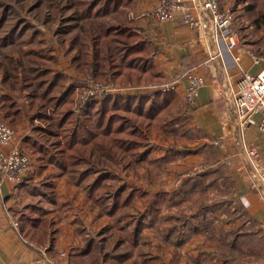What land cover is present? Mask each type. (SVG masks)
<instances>
[{"label":"crops","instance_id":"0c3cea01","mask_svg":"<svg viewBox=\"0 0 264 264\" xmlns=\"http://www.w3.org/2000/svg\"><path fill=\"white\" fill-rule=\"evenodd\" d=\"M156 2L119 0L122 12L117 18L131 25L136 34L131 45L141 44L134 53L149 56L143 68L92 73L88 65L92 50L85 49L89 53L85 64L72 55H57V72L64 78V87L70 88V97L74 87L80 86L89 74L122 83H142L170 79L193 68L204 79L191 105L183 97L184 75L174 91L145 95L155 101V108L165 113L147 137L150 162L135 173L122 172L120 177L129 188L144 191L145 196L137 199L136 206L148 214L137 241L123 243L127 245L122 251L124 256L115 262L107 257L99 264H264V190L243 149L253 146L261 157L264 141L254 126L237 125L229 96L242 71L264 70L263 59L254 62V56L264 55L254 51L255 42L250 40L228 49L214 33L209 16L203 11L199 13L191 2V21H184L178 14L171 20L158 22L151 15ZM234 2V14H239L246 0H221V5L234 7ZM13 97L16 99L17 95ZM25 103L24 100V108ZM21 109L24 124L29 111ZM45 125L46 121L42 127ZM30 131L26 138L31 144L38 137L32 133L33 126ZM53 139L55 136L51 134L39 141L53 150ZM29 141L24 146L23 140L24 149L32 157L23 180L17 185L0 182V264H95L99 260L98 247L105 250L111 247L113 219L100 213L57 163L52 160L41 164ZM197 164H204V168L191 173L190 169ZM155 166L166 171L158 179L150 175ZM209 172L216 175L213 184L221 192L217 200L210 197L186 214L175 216L160 210L162 204L172 199V190L187 180L192 184L202 180L199 176L204 178ZM246 177L262 192L263 199L245 184ZM192 184L189 187L195 185ZM229 186L231 191L226 194L225 187ZM157 195L163 202L158 212L150 211L151 201ZM172 227L179 231L177 238L165 235ZM104 228L99 235L98 231ZM90 234L97 236L84 251ZM103 235L108 238L98 245Z\"/></svg>","mask_w":264,"mask_h":264},{"label":"trees","instance_id":"16d2710c","mask_svg":"<svg viewBox=\"0 0 264 264\" xmlns=\"http://www.w3.org/2000/svg\"><path fill=\"white\" fill-rule=\"evenodd\" d=\"M72 3L77 9L78 16L75 18L84 20L86 25L82 41L88 39L91 42L88 46L92 50V60L88 65L92 73L106 69L118 73L128 67L139 70L146 65L149 56L134 53L141 44L131 45L136 36L131 25L123 24L117 18V14L122 12L118 7L119 0H72ZM6 6L3 4L2 8ZM235 6H232L233 12ZM263 8L264 0H246L241 14L246 10L252 11L253 15L251 12L248 15L257 26L261 19L264 20ZM2 19L3 16L0 22ZM16 27L14 24L0 37L1 43L12 44L16 41L21 46L23 43L30 45L34 39L20 40V43L18 38L15 41L12 39L11 34ZM78 38L77 35L72 36L71 43ZM19 50L21 54L16 61L8 55L14 59L11 60L14 65L1 71L0 82L10 91L28 89L25 99L19 95L20 99L26 101L28 123L35 118L46 121L41 129L33 127L32 133L37 135L38 141L30 144L26 136L24 146L26 140L29 141L32 153L41 164L52 160L57 163L58 168L84 190L100 213L113 219L115 232L110 236L111 247L105 250L99 246V260L94 261L93 257L90 262L99 264L107 257H111L110 262H115L124 256L122 251L127 248L124 242L137 241L148 214L136 206L137 199L145 196L144 191L129 188L122 183L120 174L127 171L135 173L150 162L147 137L158 127L165 111L155 108V101L143 95L109 96L88 101L77 112L72 106V97L68 96L70 88L64 87L61 73L51 71L52 65L49 63L53 55H47L45 59L32 47L26 51ZM44 60L48 62L45 64ZM89 75L95 78L93 74ZM0 112L1 121L12 129L22 125V109L13 95L0 93ZM51 134L55 136L51 143L53 150L46 147V142L43 144L39 141L49 138ZM162 202L163 199L157 195L151 201L150 211L158 212ZM105 230L98 231L99 235ZM165 235L167 238L172 235L177 238L180 234L178 229L172 227ZM95 236L97 234L89 235L84 251L89 249ZM107 238V235L100 237L98 245H102Z\"/></svg>","mask_w":264,"mask_h":264},{"label":"built area","instance_id":"2783aa9c","mask_svg":"<svg viewBox=\"0 0 264 264\" xmlns=\"http://www.w3.org/2000/svg\"><path fill=\"white\" fill-rule=\"evenodd\" d=\"M189 2L200 13L203 11L209 16L214 33L223 41L228 49L239 43L238 33L233 27V10L228 5H221V0H157L151 15L158 22H163L180 15L184 21H191ZM264 57L254 56V62ZM186 85L183 97L186 103L193 104L200 88L204 84L201 75L187 69L183 73ZM177 75L170 79L147 81L138 83H122L112 79L103 80L87 75L83 83L74 87V108L81 111L88 101L102 100L109 96L139 97L158 92L174 91L179 86L180 77ZM229 96L235 111V121L240 128L254 126L264 141V70L256 73L242 71L230 89ZM42 126V124H41ZM244 153L251 162L254 174L264 190V152L257 156L253 146H244ZM31 154L23 147V140L14 130L0 119V182L8 181L13 185L20 183L31 165ZM204 168L203 164L193 166L190 171L194 173ZM245 184L250 187L258 198L263 194L246 177Z\"/></svg>","mask_w":264,"mask_h":264},{"label":"rangeland","instance_id":"374dc122","mask_svg":"<svg viewBox=\"0 0 264 264\" xmlns=\"http://www.w3.org/2000/svg\"><path fill=\"white\" fill-rule=\"evenodd\" d=\"M3 4L9 7L6 6L3 9ZM228 6L232 8V5ZM2 10L4 11L3 13ZM76 11L77 9L73 5L72 0H0V19L3 16L0 22V37L15 24L17 27L11 34L14 41L17 40V38L19 39L18 42L20 40L31 41L34 39L30 45L23 43L22 46L17 44L16 41L12 44L9 42H4L5 44H2L0 41V78L2 74L1 71L4 68L9 69L14 65V62H11V60L14 61L15 59L16 61L19 59L21 54L19 49L26 51L29 47L38 51V54L45 57V59H47V55H53L55 60L52 58L49 63L52 65V72H57L58 53H61L63 56L67 55L68 57L72 55L80 64L87 63V61H89V53H87L85 49L91 50L88 46L91 45V42L88 39L82 41L84 27H86V25L84 20L75 18L78 16ZM249 12L253 15V12L248 10H246L244 14H241L242 11L240 10V16L233 12V26L238 33L239 43H245L248 40L254 41L255 48H257V50L254 51L259 52L258 55H264V20L262 21L261 19V23L256 26L253 21H251L252 17L248 15ZM74 35H77L79 38L76 42L71 43V38ZM8 55L12 56L14 59ZM24 58L27 59L26 57ZM44 62L46 64L48 60H44ZM27 91L28 89L10 91L0 82V93L6 92L10 95L18 94L16 97L17 100L19 95H28ZM72 92L71 97L74 102L75 91L73 90ZM18 103L23 110H27L23 107L24 101L22 99L18 100ZM43 123L44 120L35 118L31 123L26 121L20 127H16V129L13 130L24 140L26 136H30L31 126L41 129V124L43 125ZM152 169L153 172L150 174L152 179H158L166 172L163 167L160 169L158 166H155ZM158 170L161 171L154 174ZM215 176L216 175L211 176V172L207 173L204 178L199 176L198 179L202 180L194 182L195 185L189 182V180L185 181L179 186L180 188L178 187V189L172 190V199L162 204L160 210L168 211V213H172V215L175 216L178 213L186 214L188 211H191L193 206L199 205L200 202L207 201L210 197L211 200L212 197L217 200L221 192L217 190V187L213 184ZM191 184L194 186L189 187ZM230 191V186L225 187L226 194H229ZM160 222L163 223V220Z\"/></svg>","mask_w":264,"mask_h":264}]
</instances>
